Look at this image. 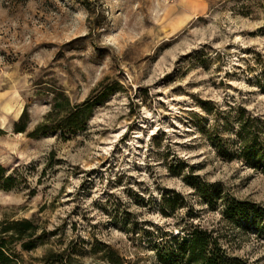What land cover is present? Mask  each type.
I'll list each match as a JSON object with an SVG mask.
<instances>
[{
  "label": "rangeland",
  "instance_id": "rangeland-1",
  "mask_svg": "<svg viewBox=\"0 0 264 264\" xmlns=\"http://www.w3.org/2000/svg\"><path fill=\"white\" fill-rule=\"evenodd\" d=\"M262 53L264 0H0V164L14 178L0 188V219L54 231L17 248L25 262L97 238L125 264H158L121 229L124 212L177 232L192 206L230 254L264 264V237L223 221L188 184L219 182L264 207V173L219 156L207 135L240 106L264 118ZM53 90L71 104L106 93L66 138L12 132L24 107L27 131L43 120ZM176 193L175 216H161L162 196Z\"/></svg>",
  "mask_w": 264,
  "mask_h": 264
},
{
  "label": "trees",
  "instance_id": "trees-1",
  "mask_svg": "<svg viewBox=\"0 0 264 264\" xmlns=\"http://www.w3.org/2000/svg\"><path fill=\"white\" fill-rule=\"evenodd\" d=\"M256 82L264 90V53L256 57ZM112 91V90H111ZM52 102L41 122L27 131L28 110L24 107L18 118L12 123V132H26L28 137L38 138L58 132L62 138L84 130L94 107L99 104L103 94H90L83 101L71 104L62 90L52 91ZM102 95V96H101ZM201 107L205 109L202 104ZM223 124H218L213 132H208L210 144L223 158H238L246 166L264 173V118L253 115L244 107H238L233 116H224ZM231 130L230 136L223 131ZM2 132V130H0ZM196 179V177H193ZM13 175L0 164V188L8 190L13 186ZM198 195L200 201L209 209L218 208L223 221L241 231L254 229L258 237H264V207L258 203L240 200L227 192H220L219 182L190 181L188 183ZM178 197L180 199H178ZM183 197L162 196L157 211L163 217L175 216ZM185 217L175 225L178 231L164 228L152 222L138 220L136 214L124 212L121 229L138 240L153 253L158 264H258L228 252L222 243V234L213 229L193 222L198 211L192 206L187 208ZM32 219H0V264H29L17 250L30 251L36 247L37 240L44 243L48 234L54 231L40 230ZM84 258H87L84 260ZM127 261L116 247L94 238H83L57 247L45 248L39 257L30 264H125Z\"/></svg>",
  "mask_w": 264,
  "mask_h": 264
}]
</instances>
